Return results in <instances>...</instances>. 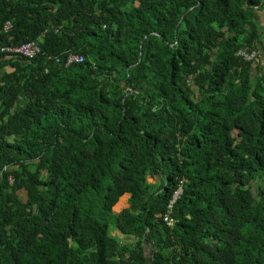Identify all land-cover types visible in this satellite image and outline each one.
Here are the masks:
<instances>
[{
  "label": "trees",
  "instance_id": "16d2710c",
  "mask_svg": "<svg viewBox=\"0 0 264 264\" xmlns=\"http://www.w3.org/2000/svg\"><path fill=\"white\" fill-rule=\"evenodd\" d=\"M28 40L0 51V264H264V0H0V49Z\"/></svg>",
  "mask_w": 264,
  "mask_h": 264
},
{
  "label": "built area",
  "instance_id": "2783aa9c",
  "mask_svg": "<svg viewBox=\"0 0 264 264\" xmlns=\"http://www.w3.org/2000/svg\"><path fill=\"white\" fill-rule=\"evenodd\" d=\"M0 51L5 52H13L15 54H19L21 57L32 59L36 55L40 53V48L37 43L33 40L24 41L18 44V46L12 48H1ZM259 52L257 51H249L247 49L239 50L237 55L243 58L245 61H252L253 59H257ZM83 58L78 55L69 54L66 57V65L72 63H81ZM58 62V61H57ZM182 188L179 186L175 189L172 198L168 202L167 210L164 215V221L169 225L172 223L171 212L173 210V203L177 199V197L181 194Z\"/></svg>",
  "mask_w": 264,
  "mask_h": 264
},
{
  "label": "crops",
  "instance_id": "0c3cea01",
  "mask_svg": "<svg viewBox=\"0 0 264 264\" xmlns=\"http://www.w3.org/2000/svg\"><path fill=\"white\" fill-rule=\"evenodd\" d=\"M260 59H261V62L264 64V53L261 54Z\"/></svg>",
  "mask_w": 264,
  "mask_h": 264
},
{
  "label": "rangeland",
  "instance_id": "374dc122",
  "mask_svg": "<svg viewBox=\"0 0 264 264\" xmlns=\"http://www.w3.org/2000/svg\"><path fill=\"white\" fill-rule=\"evenodd\" d=\"M237 53H238V52H237ZM237 53H236V54H237ZM260 55H261V54H260ZM112 229L114 230V228H112Z\"/></svg>",
  "mask_w": 264,
  "mask_h": 264
}]
</instances>
